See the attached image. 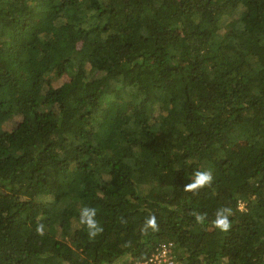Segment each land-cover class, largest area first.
Wrapping results in <instances>:
<instances>
[{"label":"trees","instance_id":"trees-1","mask_svg":"<svg viewBox=\"0 0 264 264\" xmlns=\"http://www.w3.org/2000/svg\"><path fill=\"white\" fill-rule=\"evenodd\" d=\"M160 244L176 264H264V0H0V264H134Z\"/></svg>","mask_w":264,"mask_h":264},{"label":"clouds","instance_id":"clouds-1","mask_svg":"<svg viewBox=\"0 0 264 264\" xmlns=\"http://www.w3.org/2000/svg\"><path fill=\"white\" fill-rule=\"evenodd\" d=\"M213 180L212 174L208 170L204 171H196L192 173L191 175V182L188 183L185 187L188 190H194L202 188L206 185H210ZM238 208L241 209L243 207V203H238ZM231 215V209L229 208H220L215 213V219L213 220V224L215 228L222 232H226L230 229L231 223H230V217ZM97 216V209L93 207L85 206L80 210L79 213V222L81 225H83L89 237H95L97 234H99L103 229L100 226L99 222L96 219ZM205 220L204 214H195V221L197 224L203 223ZM148 227L155 228V218L151 217L146 222ZM38 231H43V226L41 225L38 229Z\"/></svg>","mask_w":264,"mask_h":264},{"label":"built area","instance_id":"built-area-1","mask_svg":"<svg viewBox=\"0 0 264 264\" xmlns=\"http://www.w3.org/2000/svg\"><path fill=\"white\" fill-rule=\"evenodd\" d=\"M169 253L170 247L160 244L146 260L135 262L134 264H176L170 259Z\"/></svg>","mask_w":264,"mask_h":264},{"label":"rangeland","instance_id":"rangeland-1","mask_svg":"<svg viewBox=\"0 0 264 264\" xmlns=\"http://www.w3.org/2000/svg\"><path fill=\"white\" fill-rule=\"evenodd\" d=\"M64 80H65V77H64Z\"/></svg>","mask_w":264,"mask_h":264}]
</instances>
